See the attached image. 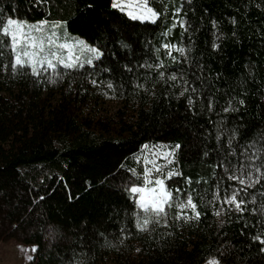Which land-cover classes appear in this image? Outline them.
<instances>
[{
  "label": "trees",
  "instance_id": "obj_1",
  "mask_svg": "<svg viewBox=\"0 0 264 264\" xmlns=\"http://www.w3.org/2000/svg\"><path fill=\"white\" fill-rule=\"evenodd\" d=\"M147 4L154 23L112 0H0V21L61 24L103 53L84 68L58 66L57 86L13 70L11 41L0 38V242L35 244L34 264H264V178L229 179L264 173V0ZM88 77L113 85L116 113H84ZM146 172L172 198L190 193L199 218L138 229L130 188L144 187ZM234 189L243 211L220 203Z\"/></svg>",
  "mask_w": 264,
  "mask_h": 264
},
{
  "label": "snow or ice",
  "instance_id": "obj_2",
  "mask_svg": "<svg viewBox=\"0 0 264 264\" xmlns=\"http://www.w3.org/2000/svg\"><path fill=\"white\" fill-rule=\"evenodd\" d=\"M111 7L113 9H120L121 12H124L126 8L131 7L128 3V0H112ZM137 8H139V13L137 14L136 10L128 11L127 15L133 20H142V21H151L155 22L158 17V13L151 7L147 6V0H143L142 5L137 4ZM215 23V22H213ZM48 22L40 21L35 24H29L27 21H21L18 19L7 18L6 21H0V38H8L11 41V51L15 54L14 62L12 63L13 70L18 68H30L31 74L36 77H40L43 74H47L48 70L56 71L57 66H61L65 69L74 70L76 68H84L85 65H93L94 60H101L103 53L95 47L87 46L83 41H78L77 43L81 46V51L90 53L91 57L88 56L83 57V62H81L82 57H77L74 55H70L67 57H62L61 53L63 49H69L73 46L63 44V45H55L54 42L58 37L55 32H52L49 36L44 35V30L47 26ZM55 27H61V25H54ZM34 33H38V35H34ZM45 41H47V47L45 46ZM55 47V50H53ZM165 48L169 47L168 45H164ZM215 47V46H214ZM177 51L184 54L183 48H177ZM173 60L175 57H171ZM7 67V66H6ZM156 67L160 68L163 65H157ZM127 71H132V69H127ZM110 71V70H109ZM159 76L161 79L164 78V71L159 72ZM179 79L183 80V76L179 77ZM168 80L177 81L178 77L175 73H172ZM185 85H188V81H183ZM95 83V81H93ZM109 88H112L113 85L109 84ZM139 87V85H137ZM189 88L186 86L184 92H181L180 95L183 96L185 92H188ZM191 92L195 93L196 89L191 88ZM243 104V101H240ZM189 106H192L193 100L191 98L188 99ZM211 106V102H209V107ZM229 109H225L228 111ZM147 147V146H145ZM175 149L181 148V145L177 144L174 146ZM168 155H173L172 152L168 153ZM264 167V165H262ZM156 172H160L161 169H154ZM253 172L260 173V168H254L251 171H247L246 174L242 176H230V180H237L240 185H247L248 187H252L254 183H259L262 178H264V173L261 175L254 176ZM172 175H178L177 173H170L166 179H171ZM148 173H145V182L154 184L158 187H152L151 189L147 187L133 186L130 188V192L133 194H139V207L143 210L144 213H152L156 216L166 215L165 208L171 206L172 194L167 191L165 187L164 179H155L148 180ZM189 182L191 178H188ZM179 193V189L175 190ZM241 189H234L232 194L229 196L227 194L224 195L223 200L220 203L227 204L229 206L234 205L235 208L239 211H243L241 205L244 204L243 200H238L237 197L240 195ZM216 195H220V190L217 188ZM43 199V197H41ZM191 207L193 213H195L196 218L198 219L200 213L197 211V205L193 202L191 195L188 196L187 204H180L179 208L181 211L187 207ZM218 215L219 213H215ZM179 218V217H177ZM150 223L149 219L143 220V225L137 222V228L140 230H144V226H147ZM255 239L260 240L262 244H264V239L260 237H255ZM32 251H36V248H33ZM264 251V249H261ZM31 259V257H29ZM207 264H221L220 259L213 258L207 261Z\"/></svg>",
  "mask_w": 264,
  "mask_h": 264
},
{
  "label": "rangeland",
  "instance_id": "obj_3",
  "mask_svg": "<svg viewBox=\"0 0 264 264\" xmlns=\"http://www.w3.org/2000/svg\"><path fill=\"white\" fill-rule=\"evenodd\" d=\"M128 3L131 5V7L126 8L125 12L132 11L133 9L136 10L137 14L139 13V8L136 7L137 4L143 3V0H128ZM148 7H151L147 4ZM15 19V18H12ZM21 21H27L29 24H35L40 21H28L25 19H18ZM175 24L180 23L182 25V22L179 18H176L174 20ZM54 25H61V24H47L44 35L49 36L52 32L56 33V36L58 39L55 40V45H63L67 44L70 46H73L71 50L69 49H63L62 50V57H67L70 55H74L77 57H82L81 62H83V57L88 56L91 57L90 53L82 52L81 46L77 43L78 41H83L85 45L92 46L88 43H86L82 38L78 36H74L71 34H68V36L64 33L61 34L62 30L64 29L63 26L61 27H53ZM34 35H38V33H34ZM45 46L47 47V41H45ZM96 48V47H95ZM177 48H181L178 44L174 45L173 49L177 51ZM53 50H55V47H53ZM179 52V51H177ZM59 66V65H58ZM58 66L56 71H52L51 69L48 70L47 74L41 75L49 82L54 81L52 79L53 75L59 73L58 72ZM95 81L94 78L88 77L87 82L91 86V94L89 95V99L87 101V104L84 106V113L86 115H94L95 117H108L110 115H113L116 113L123 104V100L117 98L111 91L108 89V85L100 84V83H93ZM55 82V85L59 86L58 84L62 83V75H57V79ZM134 105L132 103L128 104L129 112L130 114L133 112ZM144 187H147L151 189L152 187H158L154 184L147 183ZM166 187V186H165ZM167 189V188H166ZM168 192H170L167 189ZM191 195L190 193H185L183 195H180L176 198H172L171 200V206L165 208L166 215L156 216L152 213H144L142 210V216L139 218V222L141 225H143L144 219H149L150 223L147 226H144V228L149 227L152 223H159V224H165L169 223L174 217L177 220H181L183 222H188L192 220L195 217V213L192 212L191 207H187L181 211L179 208L180 204H187L188 196ZM193 202L196 204V201L194 197L191 195ZM139 202V197H138ZM214 205V210H216V213L221 212V208H217L214 201L212 202ZM197 205V204H196ZM179 217V218H177ZM33 248H36L35 244L32 243H21L14 239H10L7 242H0V264H34L33 258L35 255V251H32ZM31 257V259H29ZM216 258L215 256L208 257L205 262L202 264H207V261L209 259Z\"/></svg>",
  "mask_w": 264,
  "mask_h": 264
}]
</instances>
